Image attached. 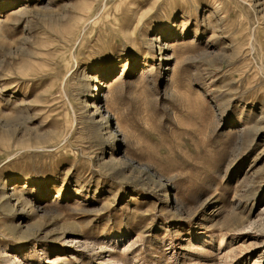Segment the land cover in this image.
<instances>
[{
  "label": "rangeland",
  "instance_id": "374dc122",
  "mask_svg": "<svg viewBox=\"0 0 264 264\" xmlns=\"http://www.w3.org/2000/svg\"><path fill=\"white\" fill-rule=\"evenodd\" d=\"M5 2L0 264H264V0Z\"/></svg>",
  "mask_w": 264,
  "mask_h": 264
},
{
  "label": "bare ground",
  "instance_id": "6f19581e",
  "mask_svg": "<svg viewBox=\"0 0 264 264\" xmlns=\"http://www.w3.org/2000/svg\"><path fill=\"white\" fill-rule=\"evenodd\" d=\"M6 3L7 2H5V3H3L2 5H0V6H4V5H6ZM150 47H152V48H157L158 49V52H159V60L161 61L162 59H163V56H164V53H163V50H162V48L161 47H157V46H155V44H153V42L150 44ZM165 57V56H164ZM91 79V78H90ZM109 87V85H105L104 87L102 86V87H100L98 90H97V86L95 87V90H97V93L95 94V96H94V98H100V90L102 89L103 90V88H108ZM99 100H101V99H99ZM94 106L92 107V108H94V110H93V114H92V116H94V115H97V117H99V120H100V123L102 124V125H106L105 127H104V129H107V128H113L112 129V131L114 132V133H120V130L116 127V128H114V126H113V122H112V118H111V115H110V113L108 112V110L107 109H103L102 111H99V107H96L95 106V103L93 104ZM95 113V114H94ZM9 125V123L7 122V121H5L4 122V125H3V127L4 126H8ZM125 159H127V158H125ZM128 161H130L131 163H134V161L133 160H129V159H127ZM141 167H143L142 169L144 170V171H149V169L147 168V167H145V166H141ZM159 182H162V180H160L159 179ZM5 183L6 184H4L3 185V187H2V190H1V193H0V202H4V205L5 206H15V205H19V204H21L22 203V196H21V194L18 192V190L17 189H15V187L14 188H12V189H10V185H17L18 184V181H14L13 183H11V182H9V180L7 181H5ZM10 190H9V189ZM223 240V239H222ZM223 243H224V241H220V243H219V247H221V246H223ZM13 259V257H9V258H7V257H5V259H6V262H10V261H13L12 259ZM121 262H117L116 264H120ZM122 264V263H121Z\"/></svg>",
  "mask_w": 264,
  "mask_h": 264
}]
</instances>
